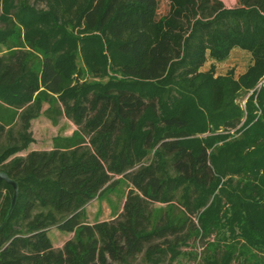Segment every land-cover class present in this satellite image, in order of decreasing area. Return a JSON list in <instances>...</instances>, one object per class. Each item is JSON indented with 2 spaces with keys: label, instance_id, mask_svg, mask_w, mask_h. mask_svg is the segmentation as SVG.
Listing matches in <instances>:
<instances>
[{
  "label": "trees",
  "instance_id": "16d2710c",
  "mask_svg": "<svg viewBox=\"0 0 264 264\" xmlns=\"http://www.w3.org/2000/svg\"><path fill=\"white\" fill-rule=\"evenodd\" d=\"M237 4L0 0V264H264V0ZM238 48L239 81L200 72ZM43 115L78 130L18 156ZM121 181L119 217L89 224Z\"/></svg>",
  "mask_w": 264,
  "mask_h": 264
},
{
  "label": "rangeland",
  "instance_id": "374dc122",
  "mask_svg": "<svg viewBox=\"0 0 264 264\" xmlns=\"http://www.w3.org/2000/svg\"><path fill=\"white\" fill-rule=\"evenodd\" d=\"M218 1L224 3V7L227 9H237L238 7L237 0H218ZM37 7L39 9H44L45 5L39 3ZM161 13H163V10ZM6 52L7 51L4 45L0 44V57ZM252 63H253L252 55L249 52L238 48L232 51L230 56L226 60H224V62H216L213 59H208L205 65H203L204 67L200 70V72L203 74H207L210 73L212 68H214L215 70L214 78L231 77L233 78V80L239 81L238 80L239 77H241L247 72L248 68L251 66ZM246 101H247L246 99L244 100L240 99L237 100L235 104L241 107V109L245 110ZM32 129H33L32 131H33V139H34L33 143L30 145V147L27 150L21 152L18 156L23 157L29 154L30 152H38V150L48 149L51 147L52 140L56 139L57 137L69 138L72 137L76 132L74 130L75 128L69 126L67 121L66 122L62 121L59 126L51 125L50 127V125H48V122L43 118L37 120V122L34 123V126H32ZM218 133H221V130ZM206 136L208 135L198 134V137H206ZM118 178L119 177H117L116 179ZM127 190H128V185L127 184L125 185L124 182H121L104 195L102 199L104 201L102 202L109 201L110 203H112L111 205L112 207H115V205L121 206L124 200L123 197ZM57 232L59 233V230L57 229L52 231L51 234L49 233V237L51 239L52 245L54 246V249L62 250L67 241H65L62 237H60V235H58ZM55 245L60 246L61 248H57ZM202 249H203V243L200 241L197 244L196 250L198 251V253H200ZM141 261H142V257H139L130 261L129 264H140ZM113 264H120V263H113ZM184 264H203V263L201 259H199L198 261L185 260Z\"/></svg>",
  "mask_w": 264,
  "mask_h": 264
},
{
  "label": "crops",
  "instance_id": "0c3cea01",
  "mask_svg": "<svg viewBox=\"0 0 264 264\" xmlns=\"http://www.w3.org/2000/svg\"><path fill=\"white\" fill-rule=\"evenodd\" d=\"M236 50V49H234ZM233 50V51H234ZM48 109V106H45L44 107V111H46ZM45 119L47 122H48V125H51L52 126H59L61 124L62 121L64 122H68L69 126L75 128L74 130L77 131L78 128H76V126L73 124V122L68 119L67 117H63L59 120L58 123L54 124L52 122V120L50 121L48 118H46L44 115L39 117L37 120L39 119ZM37 120L33 121L32 122V126H34V123L37 122ZM54 147V143H53V140L51 141V147L48 148V149H43V150H38V151H51ZM118 179L121 180V177H119ZM123 182V181H121ZM120 182V183H121ZM119 184V183H118ZM125 185L127 183H124ZM128 185V184H127ZM117 186V185H116ZM115 187V186H114ZM113 188V187H112ZM111 188V189H112ZM132 188V186L128 185V190L126 191L124 197H123V203L122 205L120 206H116L115 207H112V203H110L109 201H105V202H102L104 200L103 197L106 193H108L110 190H108L106 193H104L103 195L101 196H98L97 199H94V201L90 202L86 207H85V212H86V215H88V222L89 224L93 225V224H98L99 222H111L112 220L116 219L119 217V215L121 214L122 212V209L124 207V204L126 202V194L127 192ZM57 228H52L50 229V234L52 231L56 230ZM58 230V229H57ZM58 233V232H57ZM58 235H60V237H62L65 241H69V239H71L73 237V234H64L62 232L59 231ZM51 236V235H50ZM56 246V245H55ZM57 248H61L60 246H56ZM63 248V247H62Z\"/></svg>",
  "mask_w": 264,
  "mask_h": 264
},
{
  "label": "water",
  "instance_id": "95a60500",
  "mask_svg": "<svg viewBox=\"0 0 264 264\" xmlns=\"http://www.w3.org/2000/svg\"><path fill=\"white\" fill-rule=\"evenodd\" d=\"M2 181H5L7 184L11 185L14 189V196H13V201H12V207L15 205L17 197H18V185L15 181L10 179L7 174L1 172L0 173V183Z\"/></svg>",
  "mask_w": 264,
  "mask_h": 264
},
{
  "label": "built area",
  "instance_id": "2783aa9c",
  "mask_svg": "<svg viewBox=\"0 0 264 264\" xmlns=\"http://www.w3.org/2000/svg\"><path fill=\"white\" fill-rule=\"evenodd\" d=\"M264 83V82H263Z\"/></svg>",
  "mask_w": 264,
  "mask_h": 264
}]
</instances>
